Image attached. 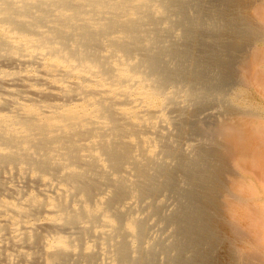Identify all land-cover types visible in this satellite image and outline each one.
Listing matches in <instances>:
<instances>
[{
	"label": "bare ground",
	"instance_id": "obj_1",
	"mask_svg": "<svg viewBox=\"0 0 264 264\" xmlns=\"http://www.w3.org/2000/svg\"><path fill=\"white\" fill-rule=\"evenodd\" d=\"M254 11L0 0V264H264Z\"/></svg>",
	"mask_w": 264,
	"mask_h": 264
},
{
	"label": "rangeland",
	"instance_id": "obj_2",
	"mask_svg": "<svg viewBox=\"0 0 264 264\" xmlns=\"http://www.w3.org/2000/svg\"><path fill=\"white\" fill-rule=\"evenodd\" d=\"M254 13H255V15H257V13L255 11H254ZM257 17L264 19L263 15L258 14ZM252 97H253L252 101L254 102V104H256L257 106H259L260 104L264 105V98L260 97L259 95H256V96L254 95ZM216 112L213 109L207 111V113L204 116V119L205 120L207 119V121H210V119L215 116ZM21 185L23 186V188H27V183H21Z\"/></svg>",
	"mask_w": 264,
	"mask_h": 264
}]
</instances>
